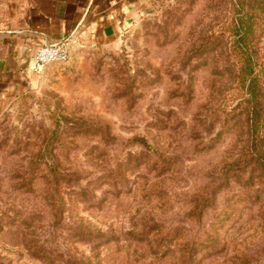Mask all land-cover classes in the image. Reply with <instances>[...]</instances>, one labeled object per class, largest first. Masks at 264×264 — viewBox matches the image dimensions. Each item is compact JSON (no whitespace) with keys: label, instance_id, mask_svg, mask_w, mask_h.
<instances>
[{"label":"rangeland","instance_id":"obj_1","mask_svg":"<svg viewBox=\"0 0 264 264\" xmlns=\"http://www.w3.org/2000/svg\"><path fill=\"white\" fill-rule=\"evenodd\" d=\"M238 1L154 0L117 38L0 94V264H264ZM245 1L264 56V0ZM29 6L0 0V34L25 26Z\"/></svg>","mask_w":264,"mask_h":264},{"label":"crops","instance_id":"obj_2","mask_svg":"<svg viewBox=\"0 0 264 264\" xmlns=\"http://www.w3.org/2000/svg\"><path fill=\"white\" fill-rule=\"evenodd\" d=\"M154 0H30L22 28L0 34V94L25 89L38 49L70 40L98 45L117 38L124 23L152 7Z\"/></svg>","mask_w":264,"mask_h":264},{"label":"trees","instance_id":"obj_3","mask_svg":"<svg viewBox=\"0 0 264 264\" xmlns=\"http://www.w3.org/2000/svg\"><path fill=\"white\" fill-rule=\"evenodd\" d=\"M240 11L233 21L234 41L232 50L238 58L235 67L237 86L245 101L246 131L248 133V154L264 168V56L256 46L257 22L246 12V1L239 0ZM146 143V139H140ZM246 158V159H247ZM54 177L50 181L46 200L52 209L56 224L63 220L65 206L60 194V181Z\"/></svg>","mask_w":264,"mask_h":264},{"label":"built area","instance_id":"obj_4","mask_svg":"<svg viewBox=\"0 0 264 264\" xmlns=\"http://www.w3.org/2000/svg\"><path fill=\"white\" fill-rule=\"evenodd\" d=\"M72 43L70 40H61L41 46L35 56L33 70L35 73L44 72L54 63H65L71 57Z\"/></svg>","mask_w":264,"mask_h":264}]
</instances>
